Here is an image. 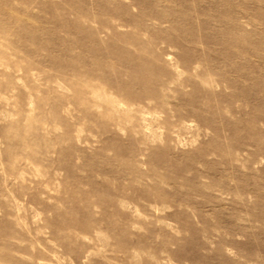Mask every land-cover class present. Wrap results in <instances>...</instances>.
I'll return each mask as SVG.
<instances>
[{
	"label": "rangeland",
	"instance_id": "374dc122",
	"mask_svg": "<svg viewBox=\"0 0 264 264\" xmlns=\"http://www.w3.org/2000/svg\"><path fill=\"white\" fill-rule=\"evenodd\" d=\"M0 264H264V0H0Z\"/></svg>",
	"mask_w": 264,
	"mask_h": 264
}]
</instances>
